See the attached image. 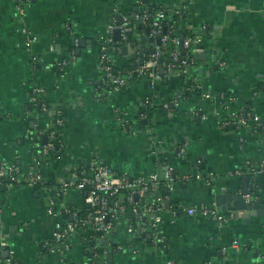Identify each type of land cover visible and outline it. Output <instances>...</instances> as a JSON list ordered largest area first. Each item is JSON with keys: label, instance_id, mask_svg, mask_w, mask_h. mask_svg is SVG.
Masks as SVG:
<instances>
[{"label": "crops", "instance_id": "crops-1", "mask_svg": "<svg viewBox=\"0 0 264 264\" xmlns=\"http://www.w3.org/2000/svg\"><path fill=\"white\" fill-rule=\"evenodd\" d=\"M138 1L26 0L21 15L19 0H0V159L15 161L24 172L33 164L30 132L45 130L50 122L31 103L33 88L41 87L44 101L60 108L64 117V155L42 167L50 186L99 159L135 177L158 171L167 178L169 168L174 177L189 172L211 177V183H178L167 190L186 207L216 204V195L224 190L240 193L244 176L250 177L248 185L254 184L255 198L264 204V172L245 170L249 161H264V135L222 130L217 123L224 109L219 99L229 96L234 98L230 109L248 110L264 126V0H188L179 30L203 36L189 73L164 76L156 87L143 78L119 91L102 89L99 42L108 35L109 24H121L124 16L143 7ZM141 1L174 9L182 0ZM113 37L119 40L115 32ZM142 43L129 46L128 55L115 52L116 64H141L134 49L140 52ZM66 58L69 64L61 73L56 64ZM220 61L227 65L220 66ZM194 82L202 91L188 94ZM179 96L184 98L172 110L162 107ZM148 99L158 106L146 130L138 120ZM51 196L47 188L1 189L0 217L9 247L0 248V264H61L60 256L72 264L89 263L81 234L70 237L61 251L44 248L55 223L70 219L65 211L57 217L50 214ZM62 202L67 208H82L85 193L71 189ZM169 206L156 214L165 240L160 248L129 235L123 225L100 237L99 244L111 252L110 264H264V217H234L220 226L199 215L174 217ZM236 240L239 245L233 247Z\"/></svg>", "mask_w": 264, "mask_h": 264}, {"label": "built area", "instance_id": "built-area-1", "mask_svg": "<svg viewBox=\"0 0 264 264\" xmlns=\"http://www.w3.org/2000/svg\"><path fill=\"white\" fill-rule=\"evenodd\" d=\"M19 0L17 11L23 15L25 12L24 2ZM141 6L138 12H134L128 16H124L121 24L115 22L109 24L108 35L99 42L100 59L98 68L102 74L100 79V87L108 88L112 91H119L129 86L137 79L149 78L152 87H156L163 77L167 78L184 75L186 76L194 61L195 52L203 40L201 34L191 33L184 38L175 37L172 39L173 49L168 52L170 36L164 33L163 19H167L166 8L161 7L157 13L150 11V6L138 1ZM188 0H182L174 9V13L179 16L180 23H185V15L188 11ZM171 14V15H172ZM142 27L144 31L136 30ZM148 28V30H146ZM119 30L120 38L115 40L113 33ZM133 34L137 39L135 42H142L144 49L135 52L144 60L142 64H133L123 75L122 68L127 67L126 64L120 67L116 64V49L122 51L124 46H133L130 39ZM182 41V44H181ZM146 48L150 51L145 52ZM144 51V52H143ZM118 53V52H117ZM167 54V59L161 61L162 57ZM73 56L72 53H70ZM220 66H226L224 61L219 62ZM69 59H64L56 64L61 73L65 72ZM195 92L201 90L199 83L194 82L188 88ZM44 89L34 87L31 103H39L43 99ZM207 96V95H206ZM183 96H179L174 100L166 101L162 107L166 110H172V107L178 106ZM233 97L225 99V104H219L224 108L218 114V127L222 130L229 127H236V130L249 129L254 134L259 135L260 124L252 117H244L241 112L230 109ZM155 101L148 99L145 102L144 110L153 107ZM46 109V114L50 117L49 126L45 130L38 131V138L47 137V142L32 143L34 151L33 164L27 172L22 171L15 161H6L0 159V189H17L21 186L31 188H47L52 192L50 199L49 212L57 217L62 211H65L70 219L66 221H57L55 223V232L52 240L44 242V248L48 252L61 251L62 247H66L70 237L81 234L88 244L87 250L90 252L88 264H110V251L99 244V238L111 235L120 226H124L125 231L135 237L141 238L156 249L164 245V237L160 233V224L156 219V214L165 210L167 207V199L170 197L164 195L162 190L166 188L168 191L175 189L178 183H189L192 181L205 180L211 183V177H205L200 172H189L182 174L180 177H174V170L169 168L167 178H164L158 171H153L147 175L133 176L129 172H118L109 164L96 159L88 165L79 166L72 171L70 176L59 180L57 186H50L49 181L45 178L42 167L51 161L58 162L62 159L65 152V142L61 135V128L64 125V117L60 108ZM161 106V105H160ZM142 111L139 117L140 125L142 121L147 122V113ZM142 127V126H141ZM150 129L147 127L146 130ZM143 131V130H142ZM34 134V131L30 136ZM263 136V134L259 135ZM33 138V137H32ZM33 142V140H32ZM36 148V149H35ZM53 152L55 154H53ZM181 153H185V149H181ZM245 170L249 173L256 174L264 172V161L261 163L247 162ZM241 174V171H237ZM77 189L85 193L86 204L84 207L67 208L62 202V198L69 190ZM247 203L252 201L250 194L244 195ZM169 206V211L174 217H178L182 213L189 216H202L208 219H214L220 226H223L229 219L236 217L235 211H224L216 204H203L196 207H186L179 204L176 207ZM3 211V205L0 201V213ZM241 214V213H240ZM239 240L234 241L233 247H238ZM9 241L5 235L0 217V248H8ZM101 249V250H98ZM61 264H72L63 256H60ZM7 264H15L11 260H7Z\"/></svg>", "mask_w": 264, "mask_h": 264}, {"label": "trees", "instance_id": "trees-1", "mask_svg": "<svg viewBox=\"0 0 264 264\" xmlns=\"http://www.w3.org/2000/svg\"><path fill=\"white\" fill-rule=\"evenodd\" d=\"M161 8V6H159V5H151L150 6V11L154 14L155 12L157 13V11L159 10ZM175 9V8H174ZM174 9H168V10H166V14H167V19L165 18V19H163V25H164V33H166L167 35H169L170 36V43H169V48H168V52H170L172 49H173V45H172V39L173 38H175V37H178V38H184L185 36H187V35H190L192 32L190 31V30H188V31H185V32H180V27H181V23H180V19H179V16H177L176 14H172V13H174ZM172 14V15H171ZM185 17V20H186V15L184 16ZM136 30H140V31H144V29L142 28V27H138V29H136ZM146 30H148V28H146ZM129 41L132 43V44H134V45H136V41H137V39L134 37V35L133 34H130V39H129ZM148 51H150V49L149 48H146V51L145 52H148ZM116 52H118V53H121V50L119 49V48H117L116 49ZM144 52V51H143ZM167 59V54H165L163 57H162V59H161V61H163V60H166ZM194 62H195V60L193 61V63L191 64V66H193L194 65ZM137 62L136 61H133V60H131L130 61V63H129V65L127 66V67H125V68H122V72H123V75H125L126 74V71H128L127 69L129 68V67H131L133 64H136ZM193 85V83H191V84H189V87L190 86H192ZM188 87V88H189ZM102 89H104V88H102ZM199 92V90H196L195 91V93L197 94ZM187 93L188 94H191L192 93V91H190L189 89L187 90ZM229 96H227V97H223V98H220L219 100H221L220 101V103L221 104H225L224 102H225V99L226 98H228ZM224 101V102H223ZM43 104H45V106L47 107V109H49V110H51V109H55V108H53V107H51L50 105H48L47 104V102L46 101H41V102H39V103H35V104H33L32 103V106H33V108H35V109H37V111H39V112H43V113H46V109H44V106H43ZM158 105H153V107H151V108H147V109H143L144 111H146V113H147V122H146V124H144V121H142V123H141V126H142V129H147V127H149V128H151L152 127V115H153V112H152V110H153V108L154 107H157ZM142 110V111H143ZM250 111H248V110H245V111H242L241 112V114L244 116V117H251L252 116V114L251 113H249ZM234 129H236V127H229L228 129H225V130H234ZM38 131L39 130H35L34 131V134L32 135V137H33V142L32 143H41L40 142V138H38ZM259 135H261V134H263L264 135V126H262V125H260V129H259ZM36 149V148H35ZM53 154H55L54 152H53ZM51 184V183H50ZM38 188H40V187H38ZM4 189H6L5 187H4ZM0 191H1V189H0ZM163 194L164 195H166V196H168V197H170V195H169V192L167 191V189L166 188H164L163 190ZM170 199L172 200V207H176L177 205H178V203L174 200V199H172L171 197H170ZM98 250H101V249H98ZM110 256H111V252H110V254H109ZM109 256V257H110Z\"/></svg>", "mask_w": 264, "mask_h": 264}, {"label": "water", "instance_id": "water-1", "mask_svg": "<svg viewBox=\"0 0 264 264\" xmlns=\"http://www.w3.org/2000/svg\"><path fill=\"white\" fill-rule=\"evenodd\" d=\"M121 21H119L120 23ZM115 36L117 39H119L120 32L119 30L115 31ZM145 38H143L142 42H145ZM142 43V44H143ZM140 45V47L142 46ZM182 44V41H181ZM122 53L124 55H128V46H124L122 48ZM131 58L135 59L136 55L133 54L131 55ZM144 62L143 59L140 60V63L142 64ZM42 143L45 144L47 142V137L44 135L42 137ZM243 185H242V191L238 193V191H232L228 192L227 190L222 191L221 193L216 195V204L219 207H222L224 211H229L231 207H233V210L236 213V217H243V218H248L251 215H257V216H262L264 217V204L262 203L261 198H255V189H254V184H249L250 177L249 176H244L242 178ZM253 192L252 195V201L250 203H247L246 199H244V195L250 194ZM170 200L167 201V205L169 206ZM246 212V213H241L240 212ZM111 259V256H110Z\"/></svg>", "mask_w": 264, "mask_h": 264}]
</instances>
